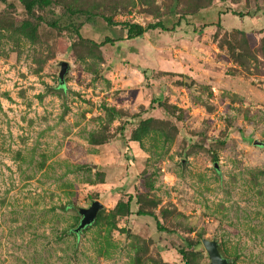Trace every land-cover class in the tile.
Wrapping results in <instances>:
<instances>
[{"label":"rangeland","instance_id":"374dc122","mask_svg":"<svg viewBox=\"0 0 264 264\" xmlns=\"http://www.w3.org/2000/svg\"><path fill=\"white\" fill-rule=\"evenodd\" d=\"M255 140L264 0H0V264H264Z\"/></svg>","mask_w":264,"mask_h":264},{"label":"water","instance_id":"95a60500","mask_svg":"<svg viewBox=\"0 0 264 264\" xmlns=\"http://www.w3.org/2000/svg\"><path fill=\"white\" fill-rule=\"evenodd\" d=\"M68 62L63 60L61 61V71H60V80L63 83L64 75L68 69ZM255 144L264 145L263 142L258 140L254 141ZM216 168L218 169V164L215 163ZM103 208V204L99 200H95L91 203L89 207H83L79 209V214L81 216L79 225L75 229L76 232H80L87 226L93 224L97 218L98 212ZM130 231V230H129ZM202 242L207 250L209 258L212 264H227L230 261V258H226L219 249V244L216 239L203 238Z\"/></svg>","mask_w":264,"mask_h":264},{"label":"trees","instance_id":"16d2710c","mask_svg":"<svg viewBox=\"0 0 264 264\" xmlns=\"http://www.w3.org/2000/svg\"><path fill=\"white\" fill-rule=\"evenodd\" d=\"M20 1L24 4L27 12H29L30 14H33L34 8L36 5L49 6L55 0H20ZM68 9H69V11H73L74 13L80 12V13L91 14V12L85 8H71L70 6H68ZM104 17L109 24H116V22L113 20V15H104ZM51 24L55 25V22H52ZM122 25L126 31V35H125L126 39H134V38H137L139 36H142L145 32H147L150 29H157V28H161L163 30L167 29V28H165V26L163 25L162 22L150 23L147 26H144V25L137 23V22L124 21V22H122ZM109 41H112V40L110 38H106V42H109ZM138 213L142 214V215L152 214L151 212L144 211V210H139ZM155 218L157 220V224L159 225L160 224L159 220L157 219L156 216H155ZM70 232H72V230H70ZM74 234L76 235V237H78L80 232L75 231ZM181 253H182L183 257L185 258V252L182 251Z\"/></svg>","mask_w":264,"mask_h":264}]
</instances>
